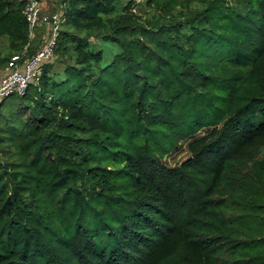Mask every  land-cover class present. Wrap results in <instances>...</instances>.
Wrapping results in <instances>:
<instances>
[{
  "label": "trees",
  "instance_id": "1",
  "mask_svg": "<svg viewBox=\"0 0 264 264\" xmlns=\"http://www.w3.org/2000/svg\"><path fill=\"white\" fill-rule=\"evenodd\" d=\"M25 2L0 68L41 47ZM54 2L51 58L0 98V264H264V0Z\"/></svg>",
  "mask_w": 264,
  "mask_h": 264
},
{
  "label": "built area",
  "instance_id": "2",
  "mask_svg": "<svg viewBox=\"0 0 264 264\" xmlns=\"http://www.w3.org/2000/svg\"><path fill=\"white\" fill-rule=\"evenodd\" d=\"M137 2L142 0H135ZM40 2L39 0H26L23 7V14L28 25V34L32 38L36 26L40 22ZM58 16L52 17L50 21L51 35L45 43L31 56L23 60L20 64H15L12 69L5 73L0 79V98L9 95L12 92H22L27 84L37 77L39 67L43 61L51 58L54 38L57 32ZM38 22V23H37ZM18 56H13L12 60H18Z\"/></svg>",
  "mask_w": 264,
  "mask_h": 264
},
{
  "label": "rangeland",
  "instance_id": "3",
  "mask_svg": "<svg viewBox=\"0 0 264 264\" xmlns=\"http://www.w3.org/2000/svg\"><path fill=\"white\" fill-rule=\"evenodd\" d=\"M39 2H40L39 19L41 18L42 20L40 21V23L37 22L38 25L36 26L34 35L37 44L39 46H42L45 43V41L50 37L52 32L50 28L51 20H49V16H51L52 14L54 16H58V15H55L56 13L54 14V12L56 11V7L53 3L54 2L53 0H39ZM42 13L44 15L41 16ZM8 71L9 68L8 69L0 68V76L2 77ZM207 134H208L207 130H202L198 134L197 136L198 138L196 137L197 139L191 138L182 141L175 152L165 157L166 162L169 164H175L181 162L185 157H187L190 154L191 150L197 145L198 141L201 140V138L205 137Z\"/></svg>",
  "mask_w": 264,
  "mask_h": 264
},
{
  "label": "crops",
  "instance_id": "4",
  "mask_svg": "<svg viewBox=\"0 0 264 264\" xmlns=\"http://www.w3.org/2000/svg\"><path fill=\"white\" fill-rule=\"evenodd\" d=\"M54 1V0H53ZM54 3V5H55V2H53ZM56 13V11L54 12V14ZM58 14V13H57ZM42 15H44L43 13L41 14V16ZM53 15V14H52ZM56 15V14H55ZM42 19L40 18V21H41ZM40 23V22H39ZM45 23V22H44ZM35 34V33H34ZM35 36V35H34ZM1 77V76H0Z\"/></svg>",
  "mask_w": 264,
  "mask_h": 264
}]
</instances>
